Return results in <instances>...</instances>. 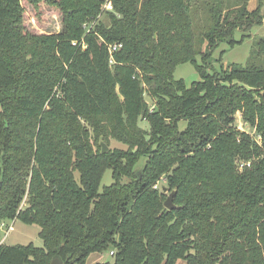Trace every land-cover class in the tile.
<instances>
[{
    "label": "trees",
    "instance_id": "1",
    "mask_svg": "<svg viewBox=\"0 0 264 264\" xmlns=\"http://www.w3.org/2000/svg\"><path fill=\"white\" fill-rule=\"evenodd\" d=\"M28 1L63 25L38 34L0 0V264H264V38L245 65H210L264 23L263 0ZM185 63L201 81L175 79ZM112 140L127 148L103 153ZM17 220L42 248L2 243Z\"/></svg>",
    "mask_w": 264,
    "mask_h": 264
},
{
    "label": "rangeland",
    "instance_id": "2",
    "mask_svg": "<svg viewBox=\"0 0 264 264\" xmlns=\"http://www.w3.org/2000/svg\"><path fill=\"white\" fill-rule=\"evenodd\" d=\"M22 6L25 10V21L26 24L30 25V27L37 32L38 34L51 33L56 34L62 32V15L59 14L58 10L54 5H50L46 2H40L37 6L35 4H31L28 0H22ZM257 7V0H251L249 4V9L254 10ZM262 14L264 15V0L262 6ZM241 33L237 32L235 37L239 39L241 37ZM256 41L259 38H264V23L262 25L254 27L251 32V38L245 39V41L241 44L236 45L234 48H230L228 44L223 43L218 50L215 52L213 58L210 60V65H212L216 69L224 68L228 69L236 64L247 63L248 58L252 52L254 46V39ZM223 51H226L221 58V61H217L220 58V55ZM258 63L260 65H264V57L258 58ZM176 80H185L187 86H191L194 82L201 81V77L191 63H185L184 65H180L174 74ZM148 102L151 104L152 101L148 99ZM187 122L182 121L179 125L180 130H184L186 128ZM237 125L240 130L248 131L253 136H255V132L250 130L241 119V114L238 115ZM141 126L145 130H149V124L147 122H142ZM126 149L127 147L123 144L116 142L114 140L111 141L110 150L114 149ZM144 163V159H142L137 167L142 166ZM127 181V180H125ZM113 183L112 179V171L108 170L102 181H101V190L105 186H110ZM159 187L162 188L163 183L159 182ZM169 195V194H168ZM26 205L24 206V208ZM5 224L2 227L3 239H5L6 244L10 246L20 245H29L35 244V246L42 248L43 240L39 238L40 227L37 225L29 226L25 223L17 220L16 222ZM97 256V257H96ZM96 258V259H95ZM113 257L111 256L109 251L103 252V254L92 255L88 259L87 264H95V263H103V262H112ZM178 264H185L180 261Z\"/></svg>",
    "mask_w": 264,
    "mask_h": 264
},
{
    "label": "built area",
    "instance_id": "3",
    "mask_svg": "<svg viewBox=\"0 0 264 264\" xmlns=\"http://www.w3.org/2000/svg\"><path fill=\"white\" fill-rule=\"evenodd\" d=\"M103 1V6H102V11L103 12H114V3H113V0H102ZM86 28L87 25H85ZM73 45H76V43L74 42ZM108 49H109V54H110V60H109V63L110 65H115L114 63V58H113V55L115 54V52H118L120 51L123 47H122V44L120 43H114V45H108L107 46ZM156 188H158V186H156ZM5 224L2 225V227L4 226ZM111 256L114 257V252L111 251L110 252Z\"/></svg>",
    "mask_w": 264,
    "mask_h": 264
},
{
    "label": "water",
    "instance_id": "4",
    "mask_svg": "<svg viewBox=\"0 0 264 264\" xmlns=\"http://www.w3.org/2000/svg\"><path fill=\"white\" fill-rule=\"evenodd\" d=\"M101 146H102V151L103 153H106L108 152V146L106 143H104L103 141H101ZM1 186H2V179L0 177V190H1ZM176 194V190H174L173 192L170 193V195L167 197L166 199V202H165V207L171 211L173 209H176L178 208L176 205H175V202L173 201L174 199V196ZM51 264H64V262L62 261V259L60 257H55L53 258L52 260V263Z\"/></svg>",
    "mask_w": 264,
    "mask_h": 264
},
{
    "label": "crops",
    "instance_id": "5",
    "mask_svg": "<svg viewBox=\"0 0 264 264\" xmlns=\"http://www.w3.org/2000/svg\"><path fill=\"white\" fill-rule=\"evenodd\" d=\"M2 240H3V241H2V243H3V244H6V242H5L6 240H5V239H3V238H2ZM96 257H97V256H96ZM95 259H96V258H95Z\"/></svg>",
    "mask_w": 264,
    "mask_h": 264
}]
</instances>
